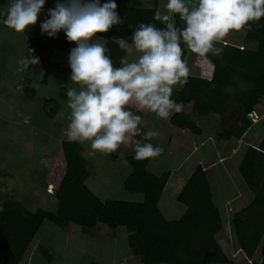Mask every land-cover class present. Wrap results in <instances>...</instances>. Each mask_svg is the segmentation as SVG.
Instances as JSON below:
<instances>
[{
	"label": "trees",
	"instance_id": "16d2710c",
	"mask_svg": "<svg viewBox=\"0 0 264 264\" xmlns=\"http://www.w3.org/2000/svg\"><path fill=\"white\" fill-rule=\"evenodd\" d=\"M4 1L0 0V4ZM153 1L157 5L159 0ZM106 2L108 0H103L102 4ZM115 2L125 30L110 29L97 38L105 40L108 54L114 65L119 67L120 59L128 52L120 49L116 40L124 38L131 44L133 32L128 29H135L140 23H154L157 27L163 25L153 19L156 8H135L130 0ZM175 20L177 26H182L178 16ZM243 32L245 46L220 43V54L209 57L215 62L212 77L189 76L178 97L173 98L183 102L184 107L192 104L193 112L200 117L209 114L222 117L228 112L229 88H236V79L242 80L249 89L234 99L242 128L229 136L237 138H241L255 123L249 115L255 114L256 106L264 97V19L253 22L251 30ZM76 46L67 37L58 39L55 44L56 49L63 51ZM50 47L42 39L34 41L37 53H44ZM190 52L185 47V57ZM31 91L34 97L35 90ZM57 103L55 98L45 102L49 118H53L57 111L51 113L47 107L52 105L56 108ZM130 110L141 117L145 113V110L137 112L135 106H130ZM171 123L195 135L202 134L200 126L184 109L180 113L174 112ZM262 124L264 128V121ZM139 128L141 135L131 137L117 151L107 155L113 161L122 159L130 166L131 173L124 179V188L129 193L142 194L143 203L102 200L86 184L90 171L83 155V143L64 140L57 155L44 154L37 159V167L45 174V183L54 187V191H47L46 195L50 208L31 212L14 200L3 203V210L0 211V245L8 250L5 264L19 263L45 221L60 228L73 223L85 231L99 230L103 226L111 230L125 227L129 248L143 264H239L226 255L217 237L228 225L236 240V252L246 260L255 257L264 243V138L258 147L247 146L239 167L241 178L254 195V200L247 207L232 214L229 220L225 218L214 202L205 168L198 165L177 197L187 207L186 213L179 220L169 221L161 213L159 201L171 173L165 172L161 176L151 174L147 169L148 159L137 161L127 152L133 139H143L146 131L141 124ZM259 259V264H264V257Z\"/></svg>",
	"mask_w": 264,
	"mask_h": 264
},
{
	"label": "crops",
	"instance_id": "0c3cea01",
	"mask_svg": "<svg viewBox=\"0 0 264 264\" xmlns=\"http://www.w3.org/2000/svg\"><path fill=\"white\" fill-rule=\"evenodd\" d=\"M102 1L103 0H100L101 4ZM130 1L135 8H143L139 6H146L144 8H156V10L159 8L161 11L164 10V4L167 2V0H159L158 4L155 5L153 0ZM11 2L12 0H5L3 4H0V12H4ZM57 2L58 0H46L39 14L37 23L30 26L24 33H17L4 25L3 19L5 17L0 15V109L3 112V114H0V120L10 124L8 131L3 129L4 134H0V193H2L3 190L9 191L15 189L14 191L17 192V194L13 200L19 203L22 202L23 204H25L24 201H27V205L35 201L34 196L39 195L36 193V190L32 188L31 184H21V188L15 187L16 182H14V179H18L15 178V176L17 173H21V170L18 172L19 168H22V166L28 168V171L30 170L28 174L31 176L33 167H31L30 163H26V161L30 162L29 158L33 156L34 159L32 162H34V166L36 165L37 170L38 156L44 154L57 155L60 144L62 141L67 140L63 131L69 123L70 109L67 108V97L65 94L68 87L65 86H60L57 91L59 95L62 94L64 101L62 102L59 99L56 108L52 105L47 107V110L51 113L57 111L51 120L56 123H61L58 125L62 127L61 137L59 133L53 135L54 139L52 140L51 148L49 145H43L46 141L41 137L40 145L37 147L38 152H36L37 148L35 151L33 150L32 142L28 137V127L32 126L33 121L37 119V111L47 114L46 108L44 107L45 102L50 99H57L55 96H50L48 94L49 90L53 89L56 85L58 88V82L55 84L50 83V81H52L51 70H53V65H58L57 69L62 74L71 72L67 53H70L72 48L65 51L55 48L57 40L66 37L65 32L61 30L54 39H49V37H47L48 34L43 33L41 29V24L50 18L49 10L54 9ZM59 2L63 3L64 0H59ZM117 13L121 20L120 12L117 11ZM115 26L116 27H112L111 30H125L121 23ZM128 30L133 33L135 31V29ZM39 31H41L40 34ZM242 33L243 31L232 32L233 37H227L221 43L225 45L227 42L245 46V33ZM37 38L42 39L51 46L50 49L44 53H37L34 48V41ZM97 39L99 42L105 44L104 39ZM131 45L132 43L129 44V46ZM250 47L254 46L251 45ZM29 48L33 49L34 53H28ZM26 55L39 57L40 63L37 65H30L29 69L23 72L17 71L18 61ZM134 55L136 58L138 53ZM216 55L217 54L209 53L206 58H199L191 52L188 53L185 58L188 60L190 68L189 76L210 79L214 72L215 62L209 57ZM30 72L32 75H30ZM70 83L71 82L68 83L69 86ZM183 87L174 90L173 98L178 97ZM32 89L35 90L34 97H32ZM263 99L264 97L254 111L259 121L253 123L241 138L229 137L233 132L242 128L241 116L237 109L235 112L238 118L230 112V110H228L230 113L222 117L216 114L200 117L193 112L192 104L188 103L185 105L184 112L200 126L202 129L201 135H195L189 130L174 127L171 123L174 112L168 119H161L154 113L145 110L141 121V128L146 132L149 130L157 131L159 136L152 138L150 141L135 138L131 141L129 148L134 146V140H140L142 143L151 142L154 145L164 148L162 155L148 159L149 164L147 169L151 174L157 176H161L165 172L171 173L168 184L159 201V209L167 220H179L186 213L187 207L181 204L177 200V197L198 165H202L205 168L210 185V178L217 172L219 166L222 167L223 172L232 179L234 185L241 181L239 177V167L247 146L252 145L257 147L264 138V128L262 124L264 121V105L263 107L260 106ZM25 118H27V123L25 122ZM43 136L45 135L43 134ZM53 141H55V143ZM88 144L87 142V145ZM83 147V155H85L86 147L84 145ZM92 153L91 157L93 156L96 158V152L92 151ZM134 154L135 153H128L130 156H134ZM177 158H179L177 165L173 164L171 169H168L167 163L170 164V161ZM191 159L193 160V164L190 165L188 169H184ZM120 161L122 165L128 167L125 169V176L122 177V188L125 190L123 182L131 173V168L122 159H120ZM43 176L45 177V174L40 170L38 177H40L41 180L39 179L40 182L36 183V186H42V195H40V198H42L43 204L49 207V204L46 202V195L47 191H53L54 187L48 188V185L45 184L47 188L45 187L46 194L44 196L42 184L44 180ZM90 177L91 173L86 184L91 191L104 201L110 200L111 197L107 198L103 195H112L113 188H111V185L107 189H104L103 192L96 193V191L88 185ZM30 182L34 183V181ZM22 187L27 191L31 190V195L29 196L28 193L26 195ZM20 190H22V193ZM126 193L129 192L126 191ZM129 194L136 197L134 201L130 202L143 203L144 196L142 194ZM243 194H245L244 188L242 193L238 192L237 195L229 197L230 199L224 202H219L215 199L214 202L216 206L220 208L222 215L229 220L236 210L231 203L235 199H241ZM5 201L12 200L5 199ZM5 201L0 200V211L3 210V203ZM250 203V198L247 201L243 200L242 207L236 210V212L247 207ZM23 206L31 212H36L38 210H31L32 206ZM225 231L226 228L222 232ZM117 238H119L117 229L111 230L105 226L101 227L99 230L85 231L80 226L73 223L65 228H60L51 222L45 221L18 264H143L139 257L133 255L130 248H126L127 251L124 250V257H119L116 252H114L116 243L117 247H119ZM124 238L128 239L127 230ZM7 256L8 250L0 245V264L6 263Z\"/></svg>",
	"mask_w": 264,
	"mask_h": 264
},
{
	"label": "clouds",
	"instance_id": "9594fccd",
	"mask_svg": "<svg viewBox=\"0 0 264 264\" xmlns=\"http://www.w3.org/2000/svg\"><path fill=\"white\" fill-rule=\"evenodd\" d=\"M46 0H12L4 12V25L24 33L37 23ZM115 0H64L49 10L41 24L43 33L54 37L63 30L77 46L70 50V82L67 88L69 123L63 134L70 142L90 144L93 151L113 153L131 137L141 135L142 117L130 110H147L168 119L184 109L173 99L174 90L188 83L190 68L185 47L199 58L219 54L215 47L232 32L251 30L253 22L264 19V0H167L164 10L155 11L154 23H140L132 35V47L124 38L116 40L120 49L138 55L124 56L114 65L109 49L97 39L113 25L121 23ZM178 16L182 26H177ZM28 53H34L28 49ZM40 63L39 57L25 56L17 71ZM27 123V118H25ZM157 131L143 133L144 141L158 137ZM134 159L143 161L160 156L162 146L134 140Z\"/></svg>",
	"mask_w": 264,
	"mask_h": 264
},
{
	"label": "rangeland",
	"instance_id": "374dc122",
	"mask_svg": "<svg viewBox=\"0 0 264 264\" xmlns=\"http://www.w3.org/2000/svg\"><path fill=\"white\" fill-rule=\"evenodd\" d=\"M143 5H146V4H143ZM139 7L144 8L146 6H139ZM112 27H116V26L113 25ZM55 36H57V34ZM55 36L50 37L49 35H47V37H49V39L50 38L54 39ZM228 37L232 38L233 37L232 33ZM221 45L222 44L218 43L215 46H218L220 48ZM129 47L131 48L132 45ZM135 53L136 52L134 49L131 53H128L127 54L128 59L129 60L135 59V55H134ZM67 55L69 56L70 53H67ZM44 64H45V62H44ZM57 68H58V65L54 64L53 70L50 69L51 70V79H52V81H50V83L55 84L56 82H58V88L56 85L55 87H53V89L49 90V93L47 91V93L50 96H55L57 98V100L60 99V101L63 102L64 97L62 96V94L59 95L57 93L60 86H65L68 88L69 87H78V86L74 85L73 83H70V86L68 85V83L70 82L71 72L67 73V74L66 73L62 74L61 72L58 71ZM30 75H32L31 72H30ZM235 81L237 84L236 88H229V90H228L229 99L227 101V107H228V110H230V112H232L237 117V114L235 112L236 111V107H235L236 105L234 103L235 96L242 94L244 92H247L249 89V86L247 84H245L242 80L236 79ZM178 89H179V87H177L175 90H178ZM37 99H38V96H37ZM65 102H66V100H65ZM263 105H264V99L262 100L260 106L263 107ZM230 112H227V114ZM0 114H3L1 109H0ZM253 116H254L253 118L257 120L256 122H258L259 118L257 117V115L254 114ZM60 124L61 123H56L55 121L53 122L51 120V118H49V116H47L45 113H42L41 111H37V119L33 121L32 126L28 127V137H29V140H31V142H32L33 150L35 151V149L40 145L41 137H43L44 138L43 140L46 141L43 145H45V144L47 146L49 145V147L51 148V143H52V140L54 139L53 135H56L57 133H59L60 137H61L62 127L58 126ZM9 125L10 124H7V123L0 120V134H4L3 129L8 131ZM42 133L45 136H43ZM53 142L55 143V141H53ZM83 145L86 147L84 157L86 158L87 167L91 173V177L88 180V185L91 186L93 188V190L96 191V193L103 192L104 189H107L111 185V188H113L112 195H108V196H105L103 194H101V195H103L104 197H107V198L111 197V199H114V200L134 201L136 197H133L134 195L126 193V191L123 190V188H122L123 187L122 177L125 176V173H126L125 169H127L128 167H125L126 165H122V162L120 160H117L116 162H114L112 159H110V157H108V155L106 153H100L97 151H93L90 148V144L87 145V142L83 143ZM92 151L96 152V154H97L96 158H94L93 156L91 157ZM36 152H38V148L36 149ZM127 152L131 153V154L134 153V146H132L131 148H128ZM181 155H183V154H181ZM29 159H30V162L26 161V163H30L31 167H33V170L31 171L32 175L30 176L28 174L30 172V170L28 171V168H25L23 166H22V168H19L18 172H20V170H21V173H17V175L15 176V178H18L17 180L14 179V182H16L15 187L16 188L20 187L21 184H26V183L31 184L32 188H34L36 190V193L39 196H34L35 201L30 202V204L28 203L29 205H27V201H24L25 204H23L22 202L21 203L23 205H25L26 207L32 206L31 210L46 209L47 208L46 205L43 204L42 198H40L41 197L40 195H42V191H41L42 186H40V185L36 186V183H39L38 180L40 179V177H38V173H40V168L38 167V169L36 170V165L35 166L33 165L34 164V162H32V160L34 159L33 156ZM178 161H179V158L170 161L169 162L170 164L167 163V167H169L168 169H171V166L173 164L177 165ZM192 164H193V160L191 159L189 161V163L184 167V169H188L189 166ZM104 177H107V178H104ZM239 177L241 178L240 174H239ZM29 180L34 181V183L30 182ZM210 182L212 185L211 189H212V192L214 194V199L219 201V202H224L227 199H230L229 197H234L235 195H237L238 192L242 193L243 188H244L245 194H243V197L241 199H235L231 203V205L236 210H238L242 207L243 200L247 201L249 198L251 199V202L254 200L253 193L251 191H249L248 188L246 189V187H245L246 185L243 182L242 178H241V181L238 182V184L234 185L232 182V179L223 172L222 167H220V166L217 168V172L210 178ZM42 184H43V194L45 196V194H46L45 190H46L47 186L45 185L46 183L44 180H43ZM262 186H264V184ZM48 188H53V187L48 186ZM24 189L25 188L22 187V190L26 192L25 194L27 195V193H28L30 196L32 191L31 190L27 191L26 189L25 190ZM14 190H9V191L3 190L2 193H0V200H4V201H5V199L6 200L7 199L13 200L15 195L17 194V192H15ZM22 190H20L21 193H22ZM262 190L264 191V187H262ZM44 196H43V198H44ZM236 210L234 212H236ZM227 226L228 225H226V231L225 232H222V233L220 232L217 235L219 243L221 244V247L223 248L226 255L229 258L237 260V262H239V264H256V263L259 264V261H260L259 258L264 257V243L260 246V248L256 252L255 257L253 259L246 260L244 258V256H242L241 254L236 252V247H234V246H236L235 237L233 236V233H231V231L229 230V226L228 227ZM126 230L127 229L125 227H119L117 229L118 236H119V238H117V241L119 243V247H117V243H116V247L114 248V252H116V254L119 257L120 256L124 257L125 251H127L126 248H129V245H127L128 239L124 238Z\"/></svg>",
	"mask_w": 264,
	"mask_h": 264
},
{
	"label": "built area",
	"instance_id": "2783aa9c",
	"mask_svg": "<svg viewBox=\"0 0 264 264\" xmlns=\"http://www.w3.org/2000/svg\"><path fill=\"white\" fill-rule=\"evenodd\" d=\"M249 116L252 118V120H253L254 122L257 121L256 119L253 118V117H254L253 114H250Z\"/></svg>",
	"mask_w": 264,
	"mask_h": 264
}]
</instances>
